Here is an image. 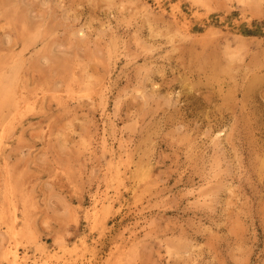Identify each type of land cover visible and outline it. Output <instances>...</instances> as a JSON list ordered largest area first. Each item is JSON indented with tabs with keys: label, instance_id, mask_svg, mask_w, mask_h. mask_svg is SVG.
<instances>
[{
	"label": "rangeland",
	"instance_id": "374dc122",
	"mask_svg": "<svg viewBox=\"0 0 264 264\" xmlns=\"http://www.w3.org/2000/svg\"><path fill=\"white\" fill-rule=\"evenodd\" d=\"M11 249L264 264V0H0Z\"/></svg>",
	"mask_w": 264,
	"mask_h": 264
},
{
	"label": "bare ground",
	"instance_id": "6f19581e",
	"mask_svg": "<svg viewBox=\"0 0 264 264\" xmlns=\"http://www.w3.org/2000/svg\"><path fill=\"white\" fill-rule=\"evenodd\" d=\"M182 18V17H181ZM184 19V18H183ZM186 19V18H185ZM184 21H186V20H184ZM188 21V20H187ZM182 23V22H181ZM180 24V23H179ZM186 24V23H185ZM184 24V25H185ZM182 26V25H181ZM8 78V77H7ZM113 153V152H112ZM11 252V253H10ZM10 254L12 255V258H13V261H14V263L16 264V263H19V261H20V259H21V256H20V254H19V252H18V250L17 249H11L10 250Z\"/></svg>",
	"mask_w": 264,
	"mask_h": 264
}]
</instances>
